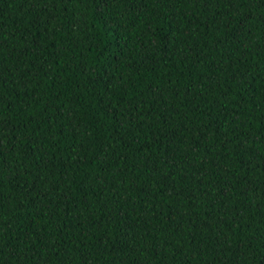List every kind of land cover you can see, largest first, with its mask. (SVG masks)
<instances>
[{
	"label": "trees",
	"instance_id": "1",
	"mask_svg": "<svg viewBox=\"0 0 264 264\" xmlns=\"http://www.w3.org/2000/svg\"><path fill=\"white\" fill-rule=\"evenodd\" d=\"M0 264H264V0H0Z\"/></svg>",
	"mask_w": 264,
	"mask_h": 264
}]
</instances>
